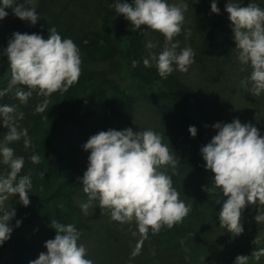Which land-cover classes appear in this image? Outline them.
Wrapping results in <instances>:
<instances>
[{"label":"clouds","instance_id":"1","mask_svg":"<svg viewBox=\"0 0 264 264\" xmlns=\"http://www.w3.org/2000/svg\"><path fill=\"white\" fill-rule=\"evenodd\" d=\"M36 3L37 0H23V3L0 0V20L8 15L5 9L10 8L15 17L34 26L41 17ZM109 8L129 21L132 31L146 25L148 30L163 35V48L143 60L145 67L154 64L161 78H167L173 71H188L195 52L190 46L180 47V41L174 40L181 33L186 4H171L168 0H131L130 3L113 0ZM224 11L230 21L236 58L242 66L251 69L241 84H250L251 94L259 96L264 93V8L253 0L246 7L239 6L238 0H227ZM210 12L220 13L217 0H211ZM190 35V29H184L185 40ZM0 56L7 57L10 75L7 86L0 88V98L12 93L20 104H26L34 92L45 98L57 91L66 92L78 81L81 72L79 48L71 38H62L54 26L48 27L47 38L35 32H13ZM47 106L48 100L44 99L34 112H43ZM23 116L17 105L0 104V126L7 129L0 138V166H4L0 170V246L13 231L10 221L15 211L6 207V201L18 197L23 206L30 203L31 177L20 175L24 157L15 155L9 146L21 139L26 150L32 146L28 130L17 123ZM211 127L215 135L199 148V153L203 167L212 174V184L227 197L216 213L220 228L235 237L244 231L241 213L246 205H258L253 219L264 223V133L250 123L242 124L238 118L229 123L216 122ZM187 131L191 137L197 134L192 125ZM81 147L89 153L86 170L77 178L86 195V200L79 204L83 215L88 216L93 206L107 208L112 221L121 224L134 221L137 231L132 235L138 232L146 239L149 231L156 234L164 226L171 228L191 211V206L179 199L180 194L167 174L168 169L175 173L178 161L168 145L162 143V133L151 129L134 133L131 128H109L90 136ZM29 160L39 163L40 156L32 154ZM20 223L16 220L15 226L19 227ZM50 225L55 230L54 238L46 240L43 244L46 252L39 253L28 264H93L87 258L85 245L79 242L81 233L73 224L51 220ZM252 243L256 245L257 239ZM137 252L138 248L133 255ZM262 256L264 247L256 248L251 255H237L233 264H249L250 258L259 261Z\"/></svg>","mask_w":264,"mask_h":264},{"label":"rangeland","instance_id":"2","mask_svg":"<svg viewBox=\"0 0 264 264\" xmlns=\"http://www.w3.org/2000/svg\"><path fill=\"white\" fill-rule=\"evenodd\" d=\"M107 1L37 0L36 10L41 17L38 18L36 25L32 26L27 21H21L9 8L5 9L8 15L0 20V27L9 33L29 30L30 33L35 32L42 38H47L48 27L54 26L62 38H71L75 43L73 36L66 31L65 22H72L79 29L93 27V22L98 25L103 13L102 7ZM220 1L223 5L227 2V0ZM168 2L176 5L186 4L184 0H168ZM251 2L252 0H238L241 7H246ZM253 2L264 8V0H253ZM18 3H23V0H18ZM184 18L181 33L174 37V40L180 41V47L187 45L194 50V62L186 73L173 72L196 89L208 116L206 127L208 133L215 135V130L211 127L213 123H229L233 118H238L242 124L264 122V93L253 96L249 90L250 84L246 86L241 84L242 80H247L251 69L238 62L234 40L232 39L230 53L227 56L217 57L208 40L194 30L193 14L188 6L184 11ZM226 26L232 36L228 18H226ZM184 29L191 31L187 40ZM139 31L143 39L145 58L161 51L164 46L163 35L148 30L146 25H141ZM147 44H151L152 47H146ZM80 57V75L93 69H104L110 74L119 72V56L106 62H95L85 59L80 51ZM0 69L3 77L0 88H4L10 79L7 58H0ZM61 95L62 93L57 91L45 98L37 96L34 92L26 104H20L12 93H8L0 98V104L17 105V111L24 113L23 119L17 123L20 128H25L26 115L28 114L29 119L38 114L34 112L37 104L47 99L48 106L43 111L46 112ZM104 123V115L98 113L83 123L69 127L68 139L74 146V162L82 175L87 167L89 153L81 146L90 136L102 131ZM132 124L136 132L151 129L162 133V143L167 144L173 154L174 134L154 103L147 97L141 96L135 101ZM6 131V128L0 126V138ZM9 146L14 149L15 155L24 157L20 175L27 174L31 168L29 155L32 151L24 148L23 139ZM174 157L178 161L175 173L168 169L167 174L171 176L172 185L180 194L179 199L191 206L189 214L182 222L174 224L171 228L164 226L156 234L149 231L147 238L143 239L138 232L135 236L132 235L137 231L134 221L123 224L112 221L107 208L101 210L99 206H93L88 210V216L82 214L83 221L78 230L81 233L79 242L85 245L87 258L91 259L93 264H233L237 255H251L256 248L264 247V223H256L253 219L257 214L258 205L245 206L241 213L244 231L239 236L233 237L227 230L220 228L216 216L218 210L209 207L199 196L200 183L207 170L204 167H189L177 156ZM3 168L4 166H0V170ZM81 187L79 184L74 194L78 207L86 200ZM255 238L256 245L252 243ZM137 248V254L133 255ZM11 255L10 248H2L0 264H10ZM249 264H264V256L259 261L250 258Z\"/></svg>","mask_w":264,"mask_h":264},{"label":"trees","instance_id":"3","mask_svg":"<svg viewBox=\"0 0 264 264\" xmlns=\"http://www.w3.org/2000/svg\"><path fill=\"white\" fill-rule=\"evenodd\" d=\"M184 1L192 11L194 30L208 40L214 55L227 56L232 36L226 26L223 3L217 0L220 13L214 14L210 12L211 0ZM111 3L113 0H108L102 7L98 25L93 22V27L79 29L72 22H65V27L85 59L106 62L119 56V72L90 70L80 75L48 111L29 119L28 114L25 117L24 126L32 142L29 149L40 156V161L29 162L31 168L27 174L32 184L29 205L20 204L18 197H11L6 203L7 208H14L15 216L10 221L13 227L10 238L0 250L10 248V264H28L38 258L39 253L46 252L44 242L55 236L51 220L73 224L77 230L82 225L83 215L74 199L79 186L77 178L82 177V172L74 162V146L68 139L70 125L76 126L101 113L105 118L102 131L131 128L135 133L133 105L139 97H147L174 134L173 154L189 167L203 168L199 148L208 143L212 135L206 129L208 116L196 89L174 72L161 78L154 65L145 67V48L139 29L132 31L130 22L109 8ZM19 32L31 34L29 30ZM11 34L0 27V52L7 46ZM2 81L0 69V84ZM190 125L197 129L195 137L187 131ZM252 125L264 133V122ZM211 176L209 171L204 174L199 196L209 207L219 210L227 197L212 184ZM16 220L21 222L19 227L15 226Z\"/></svg>","mask_w":264,"mask_h":264}]
</instances>
